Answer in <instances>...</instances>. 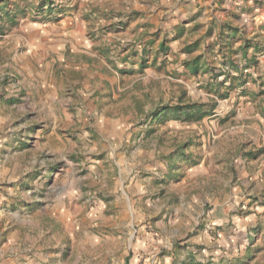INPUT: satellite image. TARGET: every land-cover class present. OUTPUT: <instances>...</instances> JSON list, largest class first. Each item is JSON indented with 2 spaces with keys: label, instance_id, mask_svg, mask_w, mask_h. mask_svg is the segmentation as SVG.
I'll use <instances>...</instances> for the list:
<instances>
[{
  "label": "rangeland",
  "instance_id": "obj_1",
  "mask_svg": "<svg viewBox=\"0 0 264 264\" xmlns=\"http://www.w3.org/2000/svg\"><path fill=\"white\" fill-rule=\"evenodd\" d=\"M0 264H264V0H0Z\"/></svg>",
  "mask_w": 264,
  "mask_h": 264
},
{
  "label": "trees",
  "instance_id": "obj_2",
  "mask_svg": "<svg viewBox=\"0 0 264 264\" xmlns=\"http://www.w3.org/2000/svg\"><path fill=\"white\" fill-rule=\"evenodd\" d=\"M44 6H39V7H37L36 9L38 10V12L39 11H42ZM44 8H46V11H47V14L48 15H51L52 14V12H51V10L50 9H52L53 7H52V5H51V3H49L47 6H45ZM202 116H200L199 118H201Z\"/></svg>",
  "mask_w": 264,
  "mask_h": 264
}]
</instances>
